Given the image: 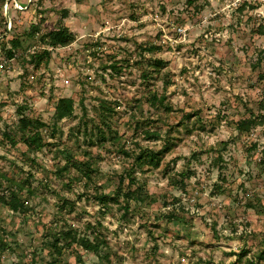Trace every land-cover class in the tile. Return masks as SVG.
<instances>
[{"label":"rangeland","instance_id":"1","mask_svg":"<svg viewBox=\"0 0 264 264\" xmlns=\"http://www.w3.org/2000/svg\"><path fill=\"white\" fill-rule=\"evenodd\" d=\"M41 18L44 30L65 23L77 38L35 68L20 55L38 46L25 30ZM260 23L264 0H7L0 6V34H18L24 44L13 59L0 47V179L4 188L10 182L2 172L29 177L36 189L26 211L0 202V236L9 244L0 263L264 264L257 257L264 251V122L245 132L238 127L240 118L264 112ZM151 44L160 48L142 49ZM155 57L166 64L145 77ZM114 60L122 64L119 73L110 66ZM155 89L166 93L172 110L151 104ZM61 96H73L76 110L48 138L56 144L28 157L23 142H6L3 130L18 119L19 104L52 122ZM105 100L116 101V141L93 135ZM144 117L151 121L145 127L161 135L171 126L177 144L160 166L135 170L150 196L132 199L125 215L122 204L100 206L90 194L96 186L106 192L127 186L131 158L121 146L130 152L161 147L163 136L134 130ZM64 148L98 167L92 182L74 168L58 170ZM62 197L74 200L72 209L60 207ZM89 222L107 239L98 252L63 241L58 255L49 244L52 232L69 226L92 235Z\"/></svg>","mask_w":264,"mask_h":264},{"label":"trees","instance_id":"2","mask_svg":"<svg viewBox=\"0 0 264 264\" xmlns=\"http://www.w3.org/2000/svg\"><path fill=\"white\" fill-rule=\"evenodd\" d=\"M7 0H0V6H3ZM13 2V1H12ZM5 19L6 16H5ZM43 19L39 21H34L30 23L28 28L25 30V34L29 37L35 38L38 42V46L34 47L28 53L20 55L23 59L30 62L35 68L42 66V64H48L52 58L53 50L58 47L67 46L76 40V33L65 23H60L54 28L44 30L42 27ZM12 26V24H11ZM258 32L264 34V24L260 23L257 27ZM7 31V27L5 28ZM3 37V38H2ZM3 39H6L3 41ZM3 47L6 58L13 59L18 56V54L24 50V44L20 35H14L11 38L3 33L0 34V47ZM141 46V45H140ZM160 45L151 44L142 46L143 50L154 51L159 49ZM264 52V47H263ZM166 64V60L162 57H155L148 61V65L153 69H146L147 72H143L145 77H148L153 70H159ZM111 68L115 72H121L122 64L117 60H114L110 64ZM149 101L154 107H160L165 110H172L173 105L168 100L166 93H160L156 89L150 91L148 96ZM116 101H101L100 107V123L94 125L93 135L97 137L99 141L114 140L119 138L118 132L112 128L111 118L116 112ZM119 104V103H118ZM27 105L19 104L17 107L18 119L13 125H8L3 130L4 138L6 142H9L12 146H16L19 142H23L26 145V150L24 153L26 156L30 157L31 152H36L42 150L46 146L56 144L50 141L48 138L57 136L59 132V121L66 117H71L75 115L76 110V100L73 96H61L57 98L54 104V112L52 115L53 121L48 122L42 117L31 115L26 112ZM193 113H187V117H190ZM150 118V117H148ZM148 118L144 117L141 119H136L134 123V130L136 132H142L147 138L159 139L163 136V143L161 147L155 148L151 146H140V148L134 152H130L128 149L121 146V150L131 158V164L127 168L128 175H126L127 186H117L115 191H103L99 186L94 188V193L90 195L100 204V206L109 207L112 202H117L122 204L124 208V213L129 211L131 207V200H142L146 199L150 194L146 190V185L143 181H139L135 175V170L137 168L148 167H158L160 166L165 154L175 147L177 141L175 137L171 135V126L167 130L165 135H161L159 130L152 131L150 128L145 127L146 123H151ZM264 122V112L263 113H251L248 118H240L238 121V127L242 132L249 131L251 127ZM87 127L80 129L82 133L85 134L86 138L90 140L92 144L96 141L94 137H89L87 132ZM48 132V133H47ZM64 154L66 162L64 165L58 168L59 171L65 172L70 171L72 168L76 169L79 173L80 179L82 177L87 178V181H93V176L97 171L98 167L93 165L91 159H78L76 158L74 152L68 148H64ZM36 161L35 157L31 158ZM184 176L190 175L191 172H181ZM9 180L10 184L3 188V181L0 179V186L3 190L0 192V202L7 205L14 211H26L28 210L27 200L31 194L36 192V189L32 186V182L29 177L23 180H17L13 177L7 176L5 173H1ZM77 178V177H76ZM121 181L124 179V175H121ZM125 180V179H124ZM183 180V179H181ZM96 184V183H95ZM181 184H184L181 181ZM71 186V183H67ZM6 188V189H5ZM25 190L26 194L23 192ZM121 198L124 199V203L121 202ZM62 202L60 207L71 208L74 204V200L69 197H62ZM100 223V222H99ZM92 225L88 223L90 228ZM92 235L82 234L77 227L69 226L66 229H59L50 234L51 239L49 244L58 253V255L63 254L64 245L72 244L74 242L81 245L84 249L93 250L98 252L103 244L107 245V239L99 230H93ZM9 247L6 238L0 236V250H5ZM108 261L110 260L108 253L103 255ZM259 259L264 258V251H261L257 256ZM58 262L60 259L56 258ZM249 264H256L254 259L248 261ZM2 264V263H0ZM11 264H22L18 260H14Z\"/></svg>","mask_w":264,"mask_h":264},{"label":"water","instance_id":"3","mask_svg":"<svg viewBox=\"0 0 264 264\" xmlns=\"http://www.w3.org/2000/svg\"><path fill=\"white\" fill-rule=\"evenodd\" d=\"M8 19H9V17H8Z\"/></svg>","mask_w":264,"mask_h":264},{"label":"built area","instance_id":"4","mask_svg":"<svg viewBox=\"0 0 264 264\" xmlns=\"http://www.w3.org/2000/svg\"><path fill=\"white\" fill-rule=\"evenodd\" d=\"M181 29V28H180Z\"/></svg>","mask_w":264,"mask_h":264}]
</instances>
